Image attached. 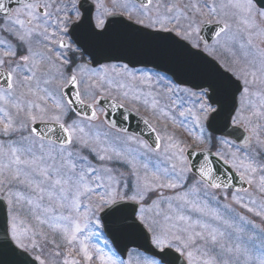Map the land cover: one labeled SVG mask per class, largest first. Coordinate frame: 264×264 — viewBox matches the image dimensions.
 I'll return each instance as SVG.
<instances>
[{
  "label": "snow or ice",
  "instance_id": "obj_1",
  "mask_svg": "<svg viewBox=\"0 0 264 264\" xmlns=\"http://www.w3.org/2000/svg\"><path fill=\"white\" fill-rule=\"evenodd\" d=\"M131 54L179 84L98 61ZM105 99L142 106L154 145L102 139ZM233 204L264 221V0H0V264H264Z\"/></svg>",
  "mask_w": 264,
  "mask_h": 264
},
{
  "label": "rangeland",
  "instance_id": "obj_2",
  "mask_svg": "<svg viewBox=\"0 0 264 264\" xmlns=\"http://www.w3.org/2000/svg\"><path fill=\"white\" fill-rule=\"evenodd\" d=\"M228 58L229 59H239L241 61L244 60V55H243V52L240 50L239 48V45H236L235 48H234V54L232 52H228L227 54ZM146 117V116H145ZM177 118L179 119L178 117V114H177ZM147 119H151L150 117H148ZM152 121V120H150ZM153 122V121H152ZM96 124L99 126V131L100 133L102 134L101 135V138L103 139V133L104 132H108L110 133V136L111 137H116V136H125V135H118L116 134L115 132L107 129L106 127H104V125L102 124V122L100 120L96 121ZM118 148L120 149H138V145L135 144V143H131V144H127V145H124V144H117L116 145ZM139 151H142V150H139ZM141 163H147L148 164V167L150 170H155V168L158 166L160 168H164V167H167L168 166V162L164 160V158L162 156H157L155 154H148V156H138L137 157ZM152 163H154V165H152ZM189 185H190V182H189ZM185 189H176V190H168V189H165V194L166 195H174L176 192H180V191H185ZM251 191V189H250ZM241 195H245V202L247 203V196L246 194L244 193H241ZM255 195V194H254ZM201 199H203V196L201 194ZM261 201L260 199L257 197V203L259 204ZM213 203V204H212ZM209 207L211 208H219L220 211L222 213L225 212V209H223L222 205L225 204V203H231V199H230V195H229V200L228 201H225L223 199H220L218 202H212ZM166 207V205H165ZM232 207L237 211V212H240L242 214H244L246 216V218L252 220L256 225H259V226H264V221H261V219L259 217H255L253 214L251 213H247L246 211L242 210L238 205H235L233 204ZM250 227V226H248ZM260 229H264L263 228H260ZM226 231H230L228 229H225ZM258 231V230H257Z\"/></svg>",
  "mask_w": 264,
  "mask_h": 264
},
{
  "label": "water",
  "instance_id": "obj_3",
  "mask_svg": "<svg viewBox=\"0 0 264 264\" xmlns=\"http://www.w3.org/2000/svg\"><path fill=\"white\" fill-rule=\"evenodd\" d=\"M13 6H15V5L10 4V7H13ZM201 55H203V54L201 53ZM205 58L208 60H211L206 56H205ZM110 60H113V59H104L103 57H98L99 63H101L103 61L104 62L110 61ZM114 60H125V61L131 60V61H133L134 66L135 65H145V66H151L153 68H157L160 70L163 69L165 71H168L172 75L174 80L179 82V80L173 74V71L170 70L172 68V65L167 63V62L160 60L159 58L152 57V56H143V55L131 54V55H125L122 59H114ZM107 105H108L107 108H109V109H107L108 110L107 111L108 112L107 118L109 120L108 122H114L116 124V126L118 124H124V123L132 124V125L135 124V122L126 121V119H124V118L119 119L118 117H116L115 116L116 115L115 110L113 108H111V105H109V104H107ZM141 131H142V134L146 137L148 142L154 143L153 133L151 134V132H149V130L148 131L141 130ZM191 159H193V161L197 160V158L195 156L191 157ZM210 159H212L215 166L218 167L223 173H225V174L230 173L228 166L223 164L221 161L216 160L215 156L210 157ZM230 174L232 175V187L230 189L238 190V189L246 187V183L240 181L239 177L234 172H231Z\"/></svg>",
  "mask_w": 264,
  "mask_h": 264
},
{
  "label": "flooded vegetation",
  "instance_id": "obj_4",
  "mask_svg": "<svg viewBox=\"0 0 264 264\" xmlns=\"http://www.w3.org/2000/svg\"><path fill=\"white\" fill-rule=\"evenodd\" d=\"M147 114V113H146ZM148 115V117H150L151 118V120H153V118H152V116L150 115V114H147ZM163 121H161V123H162Z\"/></svg>",
  "mask_w": 264,
  "mask_h": 264
}]
</instances>
